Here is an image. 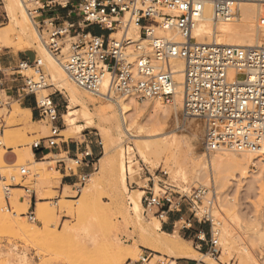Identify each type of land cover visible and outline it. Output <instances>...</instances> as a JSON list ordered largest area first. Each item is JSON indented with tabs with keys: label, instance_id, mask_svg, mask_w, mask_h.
Here are the masks:
<instances>
[{
	"label": "rangeland",
	"instance_id": "1",
	"mask_svg": "<svg viewBox=\"0 0 264 264\" xmlns=\"http://www.w3.org/2000/svg\"><path fill=\"white\" fill-rule=\"evenodd\" d=\"M26 5L30 10L35 8L29 3ZM58 16L61 17L60 14ZM4 29L8 30L9 38L5 41L7 47H0V55L6 52L13 55L14 61L10 68L16 66L20 60L31 62L35 57L39 58L35 47L20 48L23 41L12 29L3 0H0V30ZM253 29L256 31V26ZM119 30L122 31V27ZM254 30L251 36H254ZM136 32L131 28L129 34ZM209 40L210 36L204 41ZM65 53L63 50V54ZM10 68L0 69V264H125L127 260L138 259L144 252L154 254L149 264H158V260L171 264L172 252L156 248L151 243L154 233L146 227H152L156 221L160 223L161 220L156 215L155 208H145L141 197L144 192L149 191L162 197L166 190L175 200L179 194L190 193L195 187L213 190L216 198L211 208V233L208 222L191 221L193 230L190 228L189 231L183 228V220L175 223L174 228L177 229L178 236L184 239L187 242L185 246L192 250L193 254L190 253L187 258H194L204 264H264V161L262 163L261 160L258 162L254 159L253 163L251 161L247 165L245 175L237 174L238 176L233 177L225 183L226 185L214 181L210 174H207V177L200 176L195 172L191 161L199 162L200 153L206 160L208 156L219 155L221 152L209 153L210 155L205 152L204 121L193 117L184 119L179 108V115L183 118V122L180 120L182 125L169 134L179 144L175 161L170 155L162 153L159 156L150 154L146 163L138 154L145 141L123 133L118 119H115L118 117V109L114 102L100 99L78 88L65 73L67 80L86 94V105L90 113L89 118H83L80 115L81 107L71 105L64 89H57V84L53 82L42 61L41 72L47 87L40 91L38 96L52 93V97L56 96L65 101L64 106L58 108L59 115L56 119L62 124V129H67L65 133L70 136H65L62 131L60 135L80 138L82 129L89 127L92 131L89 133V142L95 143L97 149L92 156L89 174L84 183L72 187L65 186L59 191L58 182L61 175L57 171L56 160L64 158L67 166L75 167L73 161L67 159L65 154L50 153L43 159L36 160L30 155L35 162L44 161L42 165L31 164L30 160H27L22 162L23 164L19 163L20 165L17 162V166L14 164L11 167L1 160V155L6 149L2 144V136H8L7 138L15 141L17 146L27 144V148L21 149L30 150L32 143L47 136L50 129L48 118L28 124L23 119L20 107L25 104L27 98L19 96V91L24 76L11 75ZM22 74L35 77L31 69L24 70ZM119 96L112 95L111 100H128L127 97ZM28 98L34 104L33 98ZM152 101H138L133 98L132 103L137 112L131 111L135 113L132 115L135 116L144 108L149 109L153 105ZM172 103L162 105L172 106ZM68 111L72 112V126L66 124L64 117ZM97 112L102 116L95 114ZM187 122L197 128L196 137L185 128ZM33 131L36 134L27 137V134ZM130 133L136 134L135 127ZM150 139L155 140H146ZM193 157L196 159H192ZM131 164H135L134 167L139 170L138 181L129 175ZM6 186L9 187L7 191L4 189ZM15 186L24 187L29 192L13 189ZM135 191L137 193L132 194ZM33 192L35 200L32 198L30 203ZM136 194L140 198V206L128 202L129 196L137 197ZM204 205L203 200L201 207ZM188 208L184 203L179 212L184 219L191 217ZM32 213L34 219L30 220L28 215ZM201 228L208 233L206 240L202 242V250L207 248L203 254L193 249L195 241L187 235L191 231L194 234L193 232ZM157 231L160 232L161 227ZM210 248L215 253L214 257L209 254Z\"/></svg>",
	"mask_w": 264,
	"mask_h": 264
},
{
	"label": "built area",
	"instance_id": "2",
	"mask_svg": "<svg viewBox=\"0 0 264 264\" xmlns=\"http://www.w3.org/2000/svg\"><path fill=\"white\" fill-rule=\"evenodd\" d=\"M23 2L35 7L27 11L37 33L48 51L61 57L63 70L79 88L92 95L100 94L105 100L120 95L162 103L172 102L180 88L183 114L204 121L203 144L207 154L251 151L264 161V41L258 46H238L217 43L215 37L199 42L193 36L205 4L211 8L215 22H226L236 17L241 3L252 2L264 7V0ZM54 7L65 9V17H44L45 12ZM70 15L76 20L68 19ZM257 22L264 27V13L259 15ZM127 23L137 26L136 36L125 30ZM90 25L98 26L103 34L87 31ZM121 27V35L113 37ZM164 31L174 32L179 39L167 37ZM175 60L181 61L183 66L180 84L175 81ZM41 65L42 61L36 57L31 62L20 60L10 68V74L24 76L19 96H33L41 116L49 119V134L44 142L52 147L59 137L54 123L56 106L51 94L38 96L47 87ZM27 69H31L35 77L23 75ZM41 144L42 141L37 140L32 147L36 149ZM83 156L89 153L86 151ZM72 161L78 165L82 159L75 157ZM86 177L80 175L73 186L84 183ZM4 189L7 191L9 187ZM215 198L213 190L195 187L190 193L179 194L175 200L166 190L162 197L151 191L144 192L141 203L146 209L155 208L160 220L165 218L167 211L179 210L186 203L191 217L201 223L208 222L211 233V208ZM203 200L205 205L201 207ZM28 218L33 220V213ZM184 223L189 225L187 220ZM209 240L212 246L211 234ZM209 250L214 257L213 249ZM153 256L152 252H144L138 259L127 260L125 264H149ZM157 262L165 264L164 260ZM194 264L204 263L195 261Z\"/></svg>",
	"mask_w": 264,
	"mask_h": 264
},
{
	"label": "bare ground",
	"instance_id": "3",
	"mask_svg": "<svg viewBox=\"0 0 264 264\" xmlns=\"http://www.w3.org/2000/svg\"><path fill=\"white\" fill-rule=\"evenodd\" d=\"M3 5L10 18L12 29L16 32V34L20 36V39L23 41L20 48L24 49L26 47L30 48L33 46L38 50L37 54L39 55V59L43 61V66L45 67V69H47L49 75L53 79V82L55 81L54 83L57 84L58 86L57 89L58 88L60 90L64 89L70 104L75 106H80L81 107L80 115L83 118H89L90 111L88 109V106L86 105V100H85L86 94L81 92L78 89L79 87L77 88L72 82L67 80L65 72L62 67L61 57L53 56L46 48L44 42L41 40V37L39 36V34L37 33L34 27L32 16H30L27 11V5L23 2V0H3ZM238 9H239L238 14L234 19L226 22H220V21L215 22L211 16V8L209 7L208 4H205L203 15L194 26L193 36L196 37L197 41L199 42H203L207 37L210 36V37H215L217 43H223L227 45H238V46L260 45V43L264 41V27H260L257 21L259 15L264 13V7L257 3L244 2L239 5ZM18 16H20V19H18ZM125 20L126 19H124V22ZM255 26L257 28L256 31L253 29L255 28ZM131 28L135 29L136 31L138 29L137 26L134 25L133 23H129V24L127 23L125 25V30H127L128 33L131 30ZM252 30L255 31V33H253L254 36H251ZM159 31L162 32L161 30ZM120 33L121 30H119L117 33H113L112 36L118 37ZM163 33L167 37H170L172 39L175 40L179 39V36L172 31H164ZM133 36H136V34H134ZM8 38H9L8 30L7 29L0 30V47L3 48L7 47L5 41ZM173 66L177 72L175 75V81L178 84H180L182 82V72H181L183 67L182 62L175 60L173 61ZM95 96L101 99L100 94ZM87 99L91 100L90 97H87ZM126 99L128 100L123 101L122 99L121 100L107 99V101H112L115 103L118 109L117 110L118 117L116 116L115 119H118L121 129L124 131L123 133H126L133 138L134 137L142 138L145 141V142L143 141L144 142L142 145L143 149L138 151V154L141 157V159L147 163L148 156L150 154L159 156L162 153H165L168 156L170 155L171 157H173L174 159L173 161H175L176 153L179 152L178 151L179 144L176 143V139L172 136L170 137L169 134L175 128H178L182 125L181 121L183 122V118H181V116L179 115V108H181V102H182L180 88L175 96V99L172 101L173 102L171 104L172 106H165L164 104L162 105L161 102L153 100L152 101L153 105L150 104L152 106L149 109L144 108L141 111L139 110L140 112L138 111L139 113H137L135 116L133 115L137 111H136V106L132 103L133 98L127 97ZM131 111L135 113L133 114L131 113ZM71 113H72L71 111H68L67 113L64 114V117H66L65 118L66 124L68 126H72L73 124ZM95 114L102 116L100 112H97ZM182 115L184 116V119L188 117L184 115L183 112ZM185 122L186 121L184 120V123ZM133 127H135L136 129L135 135L130 133ZM194 127L191 122H187L185 124V128L189 129V131L192 132V136L195 135L196 137L197 134L196 131L198 130L197 128L195 129ZM68 131H70V129H68ZM3 137L4 136H2L3 141L2 140L1 141L4 148L17 146L15 141H11L9 140L10 138L9 139L7 138L8 136H5L7 139ZM147 138L148 140L149 138H154L155 140L151 141L150 139V141H148L146 140ZM16 151H18L19 154V159L17 161L18 165H20L19 163L22 162L24 163L27 160H30L31 164L33 163V164L42 165L43 163H45L44 161L35 162L34 160H32L30 156L32 154L29 150L17 149ZM219 152H221V154L208 156L206 160L205 157H203L202 153H200L199 156L201 157V159L199 160V162H195V160L194 162L193 160L190 161L191 164L195 166L194 170L196 173H199L200 176H205V177H207V174H210L211 178L213 177L212 179H214V181L216 180L221 185L223 184L226 185L225 183H228V181L231 180L233 177L235 178L237 174L240 176L245 175V172L247 170L246 169L247 165L251 161L253 163L254 159L258 160V162H260L259 160H261L260 158H258V155L256 153L251 151L242 152V153H236V152L229 153L225 151H219ZM196 157H193L192 159H196ZM198 159L199 158H197V160ZM261 162L263 163V161ZM135 164L130 165L129 175H131L138 181L137 171L139 170L138 169L136 170L137 167L136 166L134 167ZM15 166H17V164ZM180 169L181 168H179V170ZM115 189L117 190V188ZM137 191L132 192V194L137 193ZM137 195L138 194H136V196ZM128 202L136 206L141 205L139 196L137 197L133 195L129 196ZM159 227H160V223L156 221L152 227H146V229H150L154 233V237L151 239L152 240L151 243L153 244L154 247L159 249H166L172 252L173 258L170 261L171 264H175L176 260L174 261V259L177 257L187 258L191 254H193L191 253L192 250L185 246L187 245V242L184 239H182L178 235L172 237L170 234L162 230L158 232L157 230L159 229ZM92 264H100V262H94Z\"/></svg>",
	"mask_w": 264,
	"mask_h": 264
},
{
	"label": "crops",
	"instance_id": "4",
	"mask_svg": "<svg viewBox=\"0 0 264 264\" xmlns=\"http://www.w3.org/2000/svg\"><path fill=\"white\" fill-rule=\"evenodd\" d=\"M58 14L61 15V18L65 17V9L63 8H58V9H51V10H47L45 12L46 17H52L54 15ZM68 19L74 21L76 20V17L74 15H70L68 17ZM87 31L96 34V35H102L103 32L101 31V29L96 26V25H90L87 27ZM14 61V57L13 55H11L10 53L6 52L4 53V55H0V69H9L10 66L12 65ZM30 96H26L25 98V104H23L22 107H20V110L23 113V119L26 121V123L28 124L29 122L34 123V122H38L42 119H44L40 112L38 111L35 102L34 104H32V102H30V99L28 98ZM31 98H33V96H31ZM51 98L53 100L54 105L56 106V117L59 115L58 112V108L59 107H63L64 106V100L62 101L61 98H57L56 96L52 97V93H51ZM34 101V98H33ZM67 107V106H66ZM54 123L57 125L58 129H59V137L56 138V144L52 147H47L45 145L44 142V138L46 137H40L38 140L42 141V144L38 147V148H33L32 145L30 147V152L32 154V157L36 160V159H43L44 157H46L48 154L52 153L54 155H60V154H65L67 159H71L73 160L75 157L77 158H81L82 161L78 164L75 165V167H69L67 166L66 160L64 158H58L56 160V168L57 171L59 172V174L61 175L60 179H59V191H62L63 188L65 186H73L79 179V176L82 174L88 175L89 174V165H91V161H92V156L94 153H96V145L95 143L89 142V133L92 132L91 130H89L88 128H83L82 132H81V137L80 138H74V137H64L62 135H60V132H64L65 136H70L67 135V129H62V124L58 123V119H56L54 121ZM71 133V131H70ZM69 133V134H70ZM36 133L33 131L29 134H27V137L30 136H34ZM99 144V143H98ZM27 144H25L24 146H17L16 148L14 147H10V148H6L4 149L3 154L1 155V160L2 162L7 165V166H12L15 163H17L18 159H19V154L18 151H16L17 149L20 150L22 147L27 148ZM88 152L89 156L84 157L83 153L84 152ZM18 154V155H17ZM13 189H17V190H23L25 193H28L29 190H27L24 187H20V186H15ZM32 198L35 200V193L33 192L31 195V200L30 203H32ZM21 198H19V202H20ZM182 207V206H181ZM181 207L179 210H169L166 212L165 214V219H162L160 222V227L161 230L170 234V235H178L177 233V229L174 228L175 227V223H177L179 220H183V221H189V225H185L183 226V228H186L187 231L193 230V226L191 221H196L194 218L192 217H188L186 219L183 218V216L179 213L181 211ZM33 210L35 211V202L33 204ZM185 231V232H187ZM194 234H192V231L189 232L187 235L192 237V241H195V245L193 246V249H195V251L199 254H203V252L205 251L202 250V245H203V241L206 240V236H207V231H205L204 229H199L195 232H193ZM200 235L199 237V234ZM197 237H199L200 239H198ZM176 260V261H175ZM175 264H194L195 261H197L194 258H185V257H177L174 259Z\"/></svg>",
	"mask_w": 264,
	"mask_h": 264
}]
</instances>
